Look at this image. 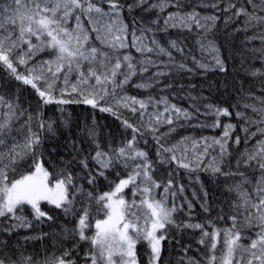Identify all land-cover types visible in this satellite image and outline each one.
Wrapping results in <instances>:
<instances>
[{"label":"snow or ice","instance_id":"snow-or-ice-1","mask_svg":"<svg viewBox=\"0 0 264 264\" xmlns=\"http://www.w3.org/2000/svg\"><path fill=\"white\" fill-rule=\"evenodd\" d=\"M222 3L225 0H198L197 7L230 13L232 22L243 17V28L237 31L259 30L251 39L264 41V0H227L221 9ZM187 6L186 0L0 2V69L7 80L29 87L38 98L36 110L31 111L30 103L25 107L20 102L19 89L11 95L0 92V234L10 238L20 229L33 227L34 221L52 220L42 204L76 221L74 227L63 229L64 239L74 242L72 248L42 264H141V256L145 264H162L164 242L170 241L172 229L200 231L197 243L204 246V252L200 260L189 257L187 264H264V96L255 98L259 106L243 105L252 115L235 111L237 120L243 121L245 148L234 153L229 142L239 146L241 136L233 139L236 124H221L220 117L233 115L227 107L209 103L203 113L199 107L189 111L167 97L138 98L126 90L129 84L151 89L168 74L157 70L145 77L150 69L226 71L218 47L207 39L219 17L202 15L195 8L185 11ZM136 9L154 12L156 18L145 22L132 15ZM125 12L130 23L124 19ZM193 27L202 32L196 41L199 57L183 39L169 40L165 47L156 35L169 29L192 31ZM173 49L185 53L193 67L175 62ZM253 51L264 62V46ZM250 74L264 77V64ZM133 77H139L138 82L132 83ZM73 105L110 114L126 133L130 130L131 138L126 136L115 145L108 138L106 147L102 146L99 125L93 119L83 130L87 148L69 136L70 157L54 160L50 153H56V148L45 149V143L57 139L59 129L72 127L69 107ZM50 107L55 116L45 115ZM125 111L137 122L126 118ZM200 115L214 119L210 124L191 126L220 128L218 137L183 136L168 143L184 127L181 120ZM165 126L167 130L161 132ZM145 133L157 145L155 161L140 147L141 142L148 144ZM157 164L173 166L167 181L153 175ZM180 169L232 178L225 185L231 197L225 201L227 211L219 207L217 215L203 223L178 221L175 214L184 206L177 204V193H183L184 187L178 182L174 185L171 177ZM101 179L108 186L103 192L99 190ZM187 207L192 209L191 202ZM201 207L205 213L211 211L206 201ZM43 235L24 240L42 239ZM81 244L85 250L73 256ZM138 245L143 246L141 253ZM0 264L34 261L0 235Z\"/></svg>","mask_w":264,"mask_h":264},{"label":"trees","instance_id":"trees-1","mask_svg":"<svg viewBox=\"0 0 264 264\" xmlns=\"http://www.w3.org/2000/svg\"><path fill=\"white\" fill-rule=\"evenodd\" d=\"M3 2V0H0ZM132 0H125V3H131ZM225 3L221 4V9L226 6ZM188 5L185 11H191L193 8L200 12L202 15H217L219 19L216 21L215 27L208 34L207 39L215 42L219 49L220 58L222 59L226 71L204 72L203 70L188 71H175L173 68L168 69H150L148 73H145V77L150 76L152 72L157 70L166 71V76L160 77L159 82L151 89H136L132 87V84L127 86V92L131 96H137L138 98H146L151 95L156 99L160 97H167L170 103L176 104L178 107L194 111V107H199L201 113L204 112V106L207 104H213L218 107H227L233 115L230 118L220 117L221 124L231 122L237 125L236 130L233 132V139L239 135L241 136V144L234 146L231 141L229 142V150L240 152L244 150L245 143L243 140L244 134L241 132V125L243 121H238L235 116V111H242L248 115H252L250 109H245L244 104L257 103L256 97L264 96V84L261 83L264 77L252 76L250 74L251 69L260 68L264 62L258 57L259 53L254 52V49H259L264 46V41L259 38L251 39L252 36L257 34L256 29L249 28L248 31H237V29L243 28V17L235 22L230 21L228 18L231 15L224 11H217L212 8L197 7L198 0H186ZM239 7V4L237 5ZM133 16L142 18L145 22H150L156 18V13H144L140 9H136ZM124 19L126 22L130 21V16L127 12L124 13ZM163 20L161 19V24ZM87 27V22H85ZM198 31L193 27L192 31H180L179 29H169L167 33L157 32V38L160 43L167 47V42L172 39H183L184 45L193 50L199 57L198 45L196 43L199 35ZM137 57L138 53H133ZM172 54L175 57V62H184L188 67H193L191 60L186 59L185 53H178L174 49ZM163 60H167V57H161ZM139 77H133L132 83L138 82ZM0 92H5L7 95H11L15 90L19 89L20 102L27 107L30 103L32 105L31 111H35L38 104V98L35 96L33 90L27 86H21L16 81H9L6 78V73L3 69H0ZM167 85V87H166ZM162 107V106H161ZM151 111V108L149 109ZM69 111L72 113L73 125L65 131L63 128L58 131V138L45 143V149L56 148V153H50L55 160L58 156H64L65 159L69 158L71 153L68 148L67 141L69 136L71 139H79L81 146L87 148V144L84 143L86 136L83 134V130L86 125H91L93 119L99 125L100 136L102 146L106 147V140L111 139L113 145L118 141L127 138H131L130 130L126 133L122 128L119 120L115 119L108 113H101L94 111L86 106L73 105L69 107ZM45 115H53L56 113L54 108L45 109ZM123 115L130 119L133 123H136V118H133L130 113L124 112ZM214 117L211 115H200L191 121H183L180 123L184 127H180L169 138L168 143H175L180 137L191 136L194 138L201 137H218L221 134V129H211L204 127H193L200 122L212 123ZM168 126L161 128V132L167 130ZM254 130V129H253ZM148 139V144L140 143V147L149 153V157L152 160H156V147L157 145L152 140L151 135L145 133ZM255 141H252L254 143ZM234 163V160H233ZM171 165H159L157 164V171L153 174L159 181L165 182L169 178L168 173L172 169ZM227 170V169H225ZM246 171V169H241ZM198 177V178H197ZM174 185L178 182L183 185V193H177V204H182L184 207L182 210L175 214V218L178 221L186 222H201L205 219L213 218L217 215L219 207H224L227 211L226 199H231L229 193L225 191V185L233 182L232 178H225L222 176L213 177L210 173L199 171L188 173L187 170L180 169L178 175L173 172L171 177ZM83 183V181H81ZM87 187V185H85ZM99 190L101 192L108 190L107 182L101 179L99 181ZM207 192V197L204 193ZM159 196V193L157 194ZM207 202L211 211L205 213L201 207L203 203ZM187 202H191L192 209L189 210ZM171 203V199L169 200ZM42 208L53 217L52 220H45L43 223L39 221L33 222V227L27 229H20L14 232L9 238L6 234L3 235L5 239H8L10 245H19L20 252H23L25 256H32L34 264L40 262L42 264L45 260H55L60 257L65 249L72 248L73 241L64 239L63 229L65 227L72 228L75 226L76 221L69 217H66L60 209H56L54 206L42 204ZM29 219H31V213L26 209L25 213ZM223 226V225H218ZM211 231V229H209ZM47 233V235H43ZM43 235L42 239H30L24 240V237H36ZM200 237V231L194 229H183L177 232L172 229L170 232V241L164 242V251L162 252V264H187L189 257L200 260L201 254L204 252V246L197 243ZM187 248V253L184 249ZM85 250V246L81 244V248L73 252V256L77 255V252L82 253ZM138 253L143 251V246L138 245ZM183 258V261L181 260ZM79 264V261H78ZM141 264H145L143 256H141ZM201 264L203 262L201 261Z\"/></svg>","mask_w":264,"mask_h":264}]
</instances>
